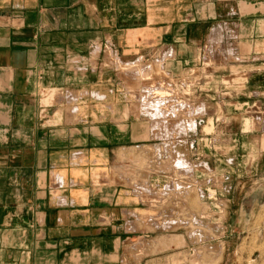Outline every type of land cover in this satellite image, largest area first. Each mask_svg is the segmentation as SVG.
<instances>
[{
  "label": "crops",
  "instance_id": "1",
  "mask_svg": "<svg viewBox=\"0 0 264 264\" xmlns=\"http://www.w3.org/2000/svg\"><path fill=\"white\" fill-rule=\"evenodd\" d=\"M229 43L264 55V0H0V264H113L131 205L113 168L145 138L99 44L177 71Z\"/></svg>",
  "mask_w": 264,
  "mask_h": 264
},
{
  "label": "rangeland",
  "instance_id": "2",
  "mask_svg": "<svg viewBox=\"0 0 264 264\" xmlns=\"http://www.w3.org/2000/svg\"><path fill=\"white\" fill-rule=\"evenodd\" d=\"M208 48L173 71L167 49L98 45L94 66L117 73L144 123L113 168L131 196L113 264H264V55Z\"/></svg>",
  "mask_w": 264,
  "mask_h": 264
},
{
  "label": "bare ground",
  "instance_id": "3",
  "mask_svg": "<svg viewBox=\"0 0 264 264\" xmlns=\"http://www.w3.org/2000/svg\"><path fill=\"white\" fill-rule=\"evenodd\" d=\"M133 66H134V65H133ZM151 93H152V92H151ZM158 93H159V92H157V95H158ZM160 93H161V92H160ZM166 95H168V93L163 94V95H161V96H159V97L156 96V95L153 96L152 98H156L154 104H156V106H159L160 103L164 102V100H163L164 98H163V97L166 96ZM145 100H146V99H145ZM145 100H144V101H145ZM151 100H153V99H151ZM151 100H150V101H151ZM148 101H149V100H148ZM149 103H150V102H149ZM152 104H153V103H152ZM174 110H175V109H174Z\"/></svg>",
  "mask_w": 264,
  "mask_h": 264
},
{
  "label": "built area",
  "instance_id": "4",
  "mask_svg": "<svg viewBox=\"0 0 264 264\" xmlns=\"http://www.w3.org/2000/svg\"><path fill=\"white\" fill-rule=\"evenodd\" d=\"M103 45H105V47L107 48V46H108L109 44H103Z\"/></svg>",
  "mask_w": 264,
  "mask_h": 264
}]
</instances>
